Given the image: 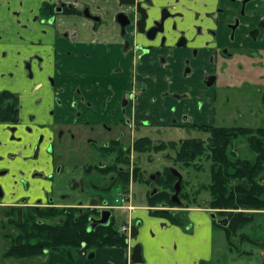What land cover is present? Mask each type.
Listing matches in <instances>:
<instances>
[{"label":"flooded vegetation","instance_id":"af4514ba","mask_svg":"<svg viewBox=\"0 0 264 264\" xmlns=\"http://www.w3.org/2000/svg\"><path fill=\"white\" fill-rule=\"evenodd\" d=\"M17 2L5 28L0 22V263L41 258L38 264H78L81 252L95 258L104 247L86 242L74 248L73 259L53 247L37 251L53 242L56 226L86 220V231H97L104 225L94 220L103 210L110 211L105 226L131 237L138 221L122 231L114 213L121 205L109 203L114 187L147 184L135 158L153 150L147 139L166 145L155 152L174 142L176 156L187 139L207 147L209 127H239L245 133L228 131L225 186H253L244 175L256 156L247 137L264 131L254 118L264 121V0ZM244 87H252L251 99L260 103L250 116L247 95L229 101L221 92ZM220 116L240 123L221 124ZM162 129L186 136L164 142ZM244 148L251 158L242 155ZM170 167L148 174L151 186H163L166 170L174 176ZM256 182L264 186V170ZM214 212L213 222L227 220L216 226L229 225L230 216ZM245 226L231 234L241 243L248 241L242 239Z\"/></svg>","mask_w":264,"mask_h":264},{"label":"trees","instance_id":"16d2710c","mask_svg":"<svg viewBox=\"0 0 264 264\" xmlns=\"http://www.w3.org/2000/svg\"><path fill=\"white\" fill-rule=\"evenodd\" d=\"M208 130L211 131V137L207 143L208 159L210 160V183L207 186H202L209 191L210 200L208 205L210 208L216 209V213L219 215H228L231 221L228 226L224 227L226 230L227 237L229 238L232 233H236L241 227L251 223L253 220V214L247 212L249 209H264V186L259 185L256 182V177L260 174L261 170H264V131L259 133L262 137L253 136L247 137L250 149L256 152L255 160L253 164L249 165V173L244 175L247 179L246 181L253 186H225L228 182V173L226 166L229 163V156L227 152V147L231 141L229 139L228 131L232 132L233 136L243 134L245 131L239 127H209ZM247 131H250L247 128ZM146 141L140 139L137 144L138 149H144ZM169 146L175 147L174 142L167 144ZM166 145H150L147 139V150H160ZM205 147L203 142L199 139H187L185 140L181 147L178 149L175 156V161H182L185 165H190L191 162L201 155ZM239 161V160H237ZM237 178H241V175H233ZM175 177L172 176L169 171L163 173V177L159 180L163 184L162 190H159L154 196L148 197V204L151 207L149 213L153 216L165 217L169 219L172 223L183 224L184 219L181 221L176 218L173 212L164 210L161 208H154L157 204L165 203L168 206H175L174 203L170 201V194L174 191L172 182ZM239 180V179H238ZM240 182V180L238 181ZM180 196L188 200L189 195L180 190ZM186 206H190L187 204ZM85 222L80 223L71 222V227L67 225L56 226V234L53 242L51 244L46 243L45 245H39L38 253H41L44 247H53L56 251H59L62 255H67L70 259L74 257V248L79 246L81 242H86L87 247L91 248L93 246L98 247H126L127 237L124 234L118 232L112 226L99 227L97 231L87 232L85 229ZM214 223H216L214 221ZM79 224V225H78ZM217 224V223H216ZM81 230L82 233L78 231ZM71 231L70 235L67 231ZM42 233V232H41ZM49 242L48 237L46 238ZM40 242V240H39ZM65 245H69L66 251L63 250ZM34 254L31 251L28 253L24 251L23 255Z\"/></svg>","mask_w":264,"mask_h":264},{"label":"rangeland","instance_id":"374dc122","mask_svg":"<svg viewBox=\"0 0 264 264\" xmlns=\"http://www.w3.org/2000/svg\"><path fill=\"white\" fill-rule=\"evenodd\" d=\"M243 87V86H242ZM222 93H227L229 96V101H234L237 99V93H240L239 99L241 96H248L246 111L248 112V115L250 116L251 112L255 114L257 110H259L260 103L257 101H252V99H255L253 96L252 99L250 97L251 93H254V89L252 87H244L242 89L233 88V89H226L225 91H221ZM242 96V97H243ZM258 97V96H257ZM256 97V98H257ZM257 101V102H256ZM254 102V103H252ZM258 103V104H257ZM257 109V110H256ZM264 108L261 110L263 111ZM220 116L219 123L224 125H231V124H238L239 120H223ZM254 118L257 119V122L259 120V124L264 125V121L260 119V117L254 116ZM165 129L161 130V133L159 134V140H164V142H167L168 140H178L180 137L186 136L184 133L176 132V130L173 129L172 132L168 130V132L164 131ZM144 135V133H142ZM147 136H152V133L147 130ZM198 136L205 138L207 134L198 133ZM158 140V141H159ZM169 144V143H167ZM206 146V145H205ZM177 150V147L172 148L171 146H167L165 150H161L159 152H155L154 150H149L145 153H136L135 158H138L137 164L139 167V173L140 178L143 180L147 178V184L142 185L140 183L134 182L131 184V186H116L111 191L112 194V200L110 201L109 205L117 206V205H126L128 203L130 204H147V199L149 197L150 192L152 191L154 186H151L152 183H149L148 181V174L155 173L156 171H163L165 167L171 166L175 167L181 174H182V182H181V189L185 191L189 197L188 200L181 197V200L189 204L190 206L199 205V206H206L209 208V210H213V208H210L208 205V202L210 200L209 191L206 188H203L202 184H208L210 182V160L208 159V149L205 147L203 153L196 157L190 165L184 167L180 163L176 162L174 160L175 151ZM243 156H246L248 158H251L253 154L248 152L244 148V151L242 152ZM104 179V178H103ZM143 182V181H142ZM157 189V192L159 190H162V186H155ZM130 188V201L123 203L121 201L122 196L126 193V190ZM156 192V193H157ZM155 193V194H156ZM173 193V192H171ZM153 194V196L155 195ZM147 195V197H146ZM154 208H161L159 204H157ZM176 206H171V212L176 211ZM262 210V211H260ZM210 212V211H209ZM209 212L207 213L209 216ZM247 212L253 214V220L251 223L247 224L243 229L242 232L246 235L243 236L242 239H248L246 242H240L239 235H232L230 240V243H233V245H230L228 242V239L226 237V232L224 228L221 226L214 227V252H213V258L211 259V264H262L263 256H264V209H249ZM115 215L116 210L114 211ZM123 215H125L126 211L122 210ZM210 217V216H209ZM165 218V217H164ZM122 221V218L116 216V222L115 226H120ZM131 224L126 223V225ZM134 224V222L132 223ZM125 225V224H124ZM127 235V234H126ZM2 240V238H0ZM231 247V248H230ZM238 259V262L235 263V260ZM41 263V258L39 260L33 259V260H23V261H16V260H8L4 261L5 264H38L37 262ZM148 261V259H147ZM240 261V262H239ZM139 262H131V264H137ZM2 264V263H0Z\"/></svg>","mask_w":264,"mask_h":264},{"label":"crops","instance_id":"0c3cea01","mask_svg":"<svg viewBox=\"0 0 264 264\" xmlns=\"http://www.w3.org/2000/svg\"><path fill=\"white\" fill-rule=\"evenodd\" d=\"M0 1L2 9L0 22L5 28L6 23L10 21L8 12L16 9L18 2ZM6 18L8 21H4ZM150 208L148 201L147 204H130L129 209L126 205L118 207L116 216L122 218L120 224L140 222L137 235L127 237L126 247L112 246L99 249L93 259L85 258L86 252H81L78 264H131L129 257L133 246L138 243L141 246L142 260L137 264H211L215 224L207 214L210 211L208 207L188 206L181 225L172 223L167 218L151 215ZM122 210L126 211L125 215ZM237 262L238 259L235 260V263Z\"/></svg>","mask_w":264,"mask_h":264},{"label":"water","instance_id":"95a60500","mask_svg":"<svg viewBox=\"0 0 264 264\" xmlns=\"http://www.w3.org/2000/svg\"><path fill=\"white\" fill-rule=\"evenodd\" d=\"M132 2V0H131ZM171 173L177 177V180L174 183V192L170 195V201L172 203H174L177 206V211L174 213V216L176 218H178L179 220H183L184 219V214H185V203L183 201H181L180 197H179V192L181 189L180 183H181V174L179 173V171L174 168V167H170ZM150 178L153 180V175L150 176ZM157 192L156 187L154 186L152 191L150 192L149 196H153V194H155ZM165 207L161 208L164 210H168L167 204H163ZM109 214L110 211L109 210H103L102 214H101V218L99 220H94L97 223L101 224V225H107L109 222ZM209 216L211 219H216V214L214 211H210L209 212ZM140 222H137L136 225H139ZM217 223L221 224V225H226L227 220L226 221H222V220H217ZM136 225H133L131 228V233L130 236L134 237L137 235V229H136ZM94 226V224H89V229H91ZM92 255V254H91ZM90 255V256H91ZM130 260L133 262H139L142 260V255H141V246L140 244H135L132 248V253L130 255Z\"/></svg>","mask_w":264,"mask_h":264},{"label":"built area","instance_id":"2783aa9c","mask_svg":"<svg viewBox=\"0 0 264 264\" xmlns=\"http://www.w3.org/2000/svg\"><path fill=\"white\" fill-rule=\"evenodd\" d=\"M124 197H125V196H122V202H124ZM129 228H130V224H128V225L125 224V225H122V226H121V230H122V231H124V230H127V231H128Z\"/></svg>","mask_w":264,"mask_h":264}]
</instances>
